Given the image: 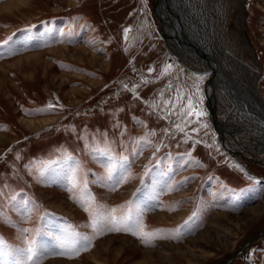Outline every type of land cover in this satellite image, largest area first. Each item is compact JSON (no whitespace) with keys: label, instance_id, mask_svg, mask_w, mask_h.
<instances>
[{"label":"rangeland","instance_id":"374dc122","mask_svg":"<svg viewBox=\"0 0 264 264\" xmlns=\"http://www.w3.org/2000/svg\"><path fill=\"white\" fill-rule=\"evenodd\" d=\"M8 1L0 0V248L9 264L34 238L53 246L41 264H264V132H250L226 89L207 83L220 62L233 76L257 77L264 98V0H168L181 14L164 7L162 22L157 0ZM214 39L230 59H191ZM36 52L51 67L13 61ZM189 97L199 119L181 114ZM42 118L51 120L26 127ZM130 202L151 238L95 237L92 214L119 217ZM58 221L61 239L92 237L90 250L55 254ZM107 237L116 259L102 252Z\"/></svg>","mask_w":264,"mask_h":264},{"label":"bare ground","instance_id":"6f19581e","mask_svg":"<svg viewBox=\"0 0 264 264\" xmlns=\"http://www.w3.org/2000/svg\"><path fill=\"white\" fill-rule=\"evenodd\" d=\"M8 3H9V5H8ZM173 3H174V5L170 4V2L168 0H157L158 7H157V12L156 13L158 14V17L161 20V22L163 20L161 17H163V15H164L163 14L164 7L172 8L176 12L179 11V5H176L175 1ZM5 4H7L6 7L9 8L10 6L14 5L15 2H11V0H9ZM155 10H156V8H155ZM185 13L186 12H183L184 15L182 14V18L183 19H184L183 16H186ZM207 13H210V10H207ZM180 14H181V12H180ZM163 23L165 24L166 21H164ZM163 23H162V27H163ZM164 27L166 29L167 25L165 24ZM192 29L194 30V28H192ZM166 31H169V30L166 29ZM169 33H170V31H169ZM189 33H191V32H189ZM215 41L216 40L214 39L212 41V43L210 42L207 45V47L204 48L205 49V51H204L205 53H199V52L197 53L195 51L197 55H194V57L191 58V59L193 61H196L197 60L196 56H200V58L202 57L203 60L205 61V63H207L209 65L210 61H209L208 57H210L212 55L213 58H214L213 51H216V53H219V54L221 53V55H223L224 57H228L229 58V56L226 54V52H224V51L220 52L219 49H215V47H216V46H214L216 44ZM197 42L200 43L201 46H203L202 39L199 40V41L197 40ZM68 50H69L68 48H57V49L55 48L54 50H50L49 52H53V51L69 52ZM44 54H45V52H36V53L25 54V55L19 56L17 58H13L14 59L13 61H18L19 62L20 60L25 59L28 63H36L39 66H43L42 62H44L43 64H45L46 67H48V66L51 67L49 65V63H47V61H43V60L41 61V59L43 58ZM91 58H93L94 60H97L94 57H91ZM6 62H8V61H4L3 63H6ZM216 63H217V68L216 69H215L214 63H212L213 65L212 64H210V65H211V69L213 71L212 73L213 74L216 73V77L219 78L220 82L214 80V81H212V83L215 84L218 87H222V88L226 89L227 94L229 95V98H230L229 101L231 102V104L228 105L229 107L233 105V106H238V107H240L242 109L243 115L247 118L248 124L250 125V127H249V131L250 132H264V98H262L260 96V94L258 93V91L256 89L255 81H256L257 77H253V76L252 77L251 76L248 77L247 74H241L243 79L240 78V77L238 78V76L236 77V75L233 76L232 74L228 73L226 71V69L222 66V63H220V62H216ZM38 65H37V67H38ZM211 103L213 105L212 99H211ZM213 110H214V105H213ZM212 117H213V115H212ZM50 120H51V118H42V119H39L37 121L38 124H35V121L30 119L28 121V123L26 124V127L27 128H31V126H35V125L42 126V125L46 124L47 122H49ZM214 128H215L217 134L218 133L221 134L219 129L217 128L216 121H215V127ZM228 129H232V127H229ZM244 130H246V128H244ZM260 135H262V134H260ZM260 209H261L260 206L249 208L250 217H252V218L256 217L259 214ZM167 217L168 216H166V215H164L162 213H157V214H155L153 216V218L159 219L160 221H166ZM176 217H180V214L170 215V219H173V218H176ZM107 238L108 239L102 241V243H103L102 252H104L107 255H110L111 258L116 259V256L110 251V249H109L110 245L108 244V242L110 243V241L113 238L112 237H107ZM119 240L124 241L123 242L124 246H132L133 245V243H132L133 241L128 239V238H126V237H121V238H119ZM130 241H132V242H130ZM190 241L192 242V240L190 238H188V240H186L185 243L190 242ZM126 243H128V244L126 245ZM162 245H163V248H164V246L167 245V244L163 243ZM168 245L172 246V248H175V249L179 248L178 244L177 245L168 244ZM143 252L145 253V255L148 254L149 259L151 260L150 252L148 250H143ZM143 252H141L142 255L144 254ZM95 253H96V250H93L86 257H90V258L94 257L95 258V256H93V255H95ZM99 256L101 257L102 255L100 254ZM96 262H99V261L96 260ZM76 263L77 262H67V261H63V260H53V261H51L50 264H76ZM101 264H104V262L101 263ZM149 264H154V262L150 261Z\"/></svg>","mask_w":264,"mask_h":264},{"label":"snow or ice","instance_id":"6c2138e0","mask_svg":"<svg viewBox=\"0 0 264 264\" xmlns=\"http://www.w3.org/2000/svg\"><path fill=\"white\" fill-rule=\"evenodd\" d=\"M127 29L125 32L127 33ZM168 69H165L167 72ZM197 79H202V77H197ZM167 103V102H165ZM198 105H193L191 97L188 99L186 109L181 110L182 115L195 116L197 119L205 115L201 111H197ZM203 126V125H202ZM179 127V126H177ZM183 131V129H180ZM154 135V133H153ZM119 181H117L118 183ZM87 211V209H85ZM116 209H112L110 213L104 214L102 212L96 211L91 216V227L95 234V237L103 236L109 232H124L132 235H137L142 242H147L150 236L143 234V225L140 221V217L134 213L131 202L129 203L128 211L124 212L119 217L115 215ZM2 218V214H0ZM27 232V229L23 230ZM92 237L88 236H78L73 238L71 234H66L62 239L59 240L58 245L55 246V254L64 256L66 258H75L79 256L82 252H87L92 246ZM0 241V245H2ZM53 246L48 243L45 244L40 240L32 239L28 241L27 248L21 253L22 258L16 262V264H41V260L48 256L50 253V248ZM0 255H2V248H0Z\"/></svg>","mask_w":264,"mask_h":264},{"label":"water","instance_id":"95a60500","mask_svg":"<svg viewBox=\"0 0 264 264\" xmlns=\"http://www.w3.org/2000/svg\"><path fill=\"white\" fill-rule=\"evenodd\" d=\"M161 21V20H160ZM163 29V28H162ZM161 33H162V35H164L165 36V31L164 30H162L161 31ZM213 72V71H212ZM211 72V74L209 75V77H208V79H207V83L210 85L211 84V82H212V78H213V73ZM206 98H207V103H208V111H209V114H210V119L212 118V115H214L213 113H214V110H213V105H212V103H211V93H207V96H206ZM211 123L214 125V127H215V121L213 120V119H211ZM218 139H219V141H220V143H221V145H222V147L224 148V149H226L227 150V148H226V145L224 144V138H223V136L221 135V134H219L218 133ZM254 238H252L251 239V241L253 240ZM250 242V240L244 245V246H242L240 249H238V251L237 252H235L234 254H233V256L236 254V253H238V252H240L248 243Z\"/></svg>","mask_w":264,"mask_h":264}]
</instances>
